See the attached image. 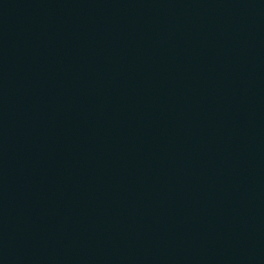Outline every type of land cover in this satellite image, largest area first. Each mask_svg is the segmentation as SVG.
I'll list each match as a JSON object with an SVG mask.
<instances>
[{
  "label": "water",
  "instance_id": "95a60500",
  "mask_svg": "<svg viewBox=\"0 0 264 264\" xmlns=\"http://www.w3.org/2000/svg\"><path fill=\"white\" fill-rule=\"evenodd\" d=\"M0 264H264V0H0Z\"/></svg>",
  "mask_w": 264,
  "mask_h": 264
}]
</instances>
